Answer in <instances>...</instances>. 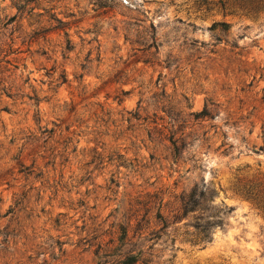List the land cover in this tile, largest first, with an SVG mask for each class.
<instances>
[{
	"label": "rangeland",
	"instance_id": "rangeland-1",
	"mask_svg": "<svg viewBox=\"0 0 264 264\" xmlns=\"http://www.w3.org/2000/svg\"><path fill=\"white\" fill-rule=\"evenodd\" d=\"M0 264H264V7L0 0Z\"/></svg>",
	"mask_w": 264,
	"mask_h": 264
},
{
	"label": "trees",
	"instance_id": "trees-1",
	"mask_svg": "<svg viewBox=\"0 0 264 264\" xmlns=\"http://www.w3.org/2000/svg\"><path fill=\"white\" fill-rule=\"evenodd\" d=\"M249 1V3L251 2V3H256V5H262V7H264V0H248ZM220 7L221 8H224L223 7V5L222 4H220Z\"/></svg>",
	"mask_w": 264,
	"mask_h": 264
}]
</instances>
